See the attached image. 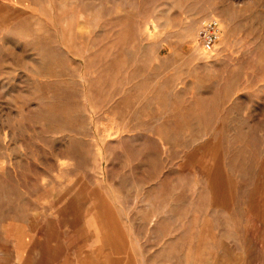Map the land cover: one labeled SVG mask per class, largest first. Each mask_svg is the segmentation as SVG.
I'll use <instances>...</instances> for the list:
<instances>
[{
	"label": "rangeland",
	"instance_id": "374dc122",
	"mask_svg": "<svg viewBox=\"0 0 264 264\" xmlns=\"http://www.w3.org/2000/svg\"><path fill=\"white\" fill-rule=\"evenodd\" d=\"M46 263L264 264V0H0V264Z\"/></svg>",
	"mask_w": 264,
	"mask_h": 264
},
{
	"label": "built area",
	"instance_id": "2783aa9c",
	"mask_svg": "<svg viewBox=\"0 0 264 264\" xmlns=\"http://www.w3.org/2000/svg\"><path fill=\"white\" fill-rule=\"evenodd\" d=\"M220 23L215 18L202 19L197 29V39L206 51L213 48L219 39Z\"/></svg>",
	"mask_w": 264,
	"mask_h": 264
},
{
	"label": "bare ground",
	"instance_id": "6f19581e",
	"mask_svg": "<svg viewBox=\"0 0 264 264\" xmlns=\"http://www.w3.org/2000/svg\"><path fill=\"white\" fill-rule=\"evenodd\" d=\"M221 29V28H220ZM222 40V39H221ZM202 47V46H201ZM206 51V50H205ZM31 238V237H30ZM54 248V247H53ZM24 257V256H23ZM47 264V263H46Z\"/></svg>",
	"mask_w": 264,
	"mask_h": 264
}]
</instances>
